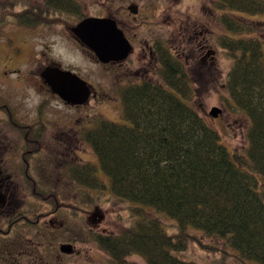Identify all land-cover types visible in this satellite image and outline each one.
Wrapping results in <instances>:
<instances>
[{"label":"trees","instance_id":"16d2710c","mask_svg":"<svg viewBox=\"0 0 264 264\" xmlns=\"http://www.w3.org/2000/svg\"><path fill=\"white\" fill-rule=\"evenodd\" d=\"M54 1L47 0L51 11L57 7L73 11L69 4L75 5L74 11L81 9L73 0H60L64 3L59 5ZM216 6L219 23L232 34L216 37L232 59L226 88L234 104L223 105L228 111H243L249 119L245 154L222 144L218 132L194 108L182 67L176 85L168 81L166 71L162 74L174 91L155 84L125 90L123 123L85 119L82 140L108 177L109 193L121 201L151 206L178 224L177 232L168 233L162 219L137 208L141 216L134 224L119 222L116 232L86 233L111 264H137L127 259L133 253L144 256V264H199L174 254L194 238L188 226L215 241L222 239L242 259L264 264V46L261 38L245 36L257 29L246 15L264 13V0H216ZM10 23L20 28L46 25V0H0V29ZM66 178L80 185L75 204L65 199L74 212H87L107 187L90 163L70 170ZM71 191L75 194L66 189V197L74 198ZM60 192L51 190L50 198H60Z\"/></svg>","mask_w":264,"mask_h":264},{"label":"flooded vegetation","instance_id":"af4514ba","mask_svg":"<svg viewBox=\"0 0 264 264\" xmlns=\"http://www.w3.org/2000/svg\"><path fill=\"white\" fill-rule=\"evenodd\" d=\"M117 1L108 0V10L85 16L81 9L74 11V4H69L73 11L62 10L59 7L51 11L46 0V25H38L35 28H41L43 31L57 29L55 34L65 37L63 38L65 41L74 44L82 57H90L92 62L100 68H112L116 92L113 99L122 105H124L123 92L128 88L155 84L174 91L175 88L172 85L178 83L180 67L188 78L191 89L193 85L191 71L194 68L197 70L204 68V72L210 70L214 64V57L210 55L213 51L208 35L211 30L207 23L200 20L199 25L191 29H194L192 35L184 38L182 42L179 39L181 40L184 34L178 33L172 36L171 42L169 40L163 43L155 38L138 51L136 47L138 42L135 40L137 32L131 31L129 23L135 24V21H139L140 7L139 5L138 8L133 7L134 5L127 2L128 0H122L115 7L114 3L116 4ZM60 2L56 0L53 4L64 3ZM73 2H78L80 5V0H73ZM90 16L114 19L131 45V50L124 59L102 63L74 35L72 27L83 18ZM68 19H72L71 25L67 23ZM143 22L146 25L155 24L156 21L149 20L146 16L142 22L139 21L140 24ZM9 39L16 42L15 51H19L20 47L23 52L17 39L12 37ZM189 47L190 49H187ZM50 51L51 48L47 45L46 55L30 54L21 65H18L13 61L21 52L8 56L4 54V47L1 44L0 264H87L81 260L82 254L78 251L80 243L85 238L81 233L83 230H87L88 233H98L89 226L84 227L81 210L77 209L74 212L73 208L65 205L67 203L64 198L60 197L59 200L54 196L50 198L51 190H62L60 195L61 193L65 195L66 189L75 190V194L72 193L74 198L69 202L75 204L79 199L77 192L80 185L70 178L62 181V170H65L63 173L67 177L70 170L79 171L83 164L94 165L92 160H85L83 163L78 161L82 160L77 151L81 150L83 140L81 134L79 138L77 131L81 133L87 126L84 123L78 128L75 126V132L70 135L65 134L67 139L63 140L59 134L64 133L65 129L61 128V131H58L63 124L53 122L47 117L51 99H55L66 108L80 110L83 106V103L69 104L62 100L42 77L46 66L61 68L60 62L48 57L47 54ZM183 54L182 60L180 56ZM69 71L82 79L78 72L72 69ZM164 71L168 75V81L172 82L171 86L162 75ZM18 86L24 88L22 97L12 90ZM90 91L89 99L98 97L95 87H92ZM223 106L225 110H228L225 105ZM121 119L123 120L122 116ZM55 129L60 133L51 134ZM63 154L71 158L74 156V159L71 160L69 157V160L54 161L58 157L62 158ZM94 166L97 171V166ZM76 221L80 223L75 225L80 227L72 229L74 227L72 223ZM85 240L88 241L86 238ZM88 242L95 243L92 240Z\"/></svg>","mask_w":264,"mask_h":264},{"label":"rangeland","instance_id":"374dc122","mask_svg":"<svg viewBox=\"0 0 264 264\" xmlns=\"http://www.w3.org/2000/svg\"><path fill=\"white\" fill-rule=\"evenodd\" d=\"M121 1L122 0H118L116 4L114 3V6H118V3ZM107 2L108 0H80L81 10L85 16L101 13L109 9ZM127 2H130L135 8H138L139 5L141 11L139 21L142 22V19L146 18V16L149 20L155 19L156 21L155 24L146 25L144 22L140 24L139 21H135V24L129 23L131 31L137 32L135 40L138 42L136 45L138 51L145 46L146 43H151L155 38L165 43L172 39L173 35L178 33L181 35L184 34V37L182 36V39H179V41L182 42L184 38L192 35L191 33L194 29H191L198 26L200 20L208 24L211 30L208 32V35L213 51L210 55L214 57V64H212L210 70L207 72H204V68L199 70L194 68L191 71L190 76L193 82L192 103L194 108L199 111L202 118L218 132L222 144L227 145L232 151L243 156L248 144L247 131L250 122L243 111L230 108L229 112L223 108L222 102H226V104L231 107L234 104L231 98H229L226 88L227 73L231 68L232 59L218 45L216 37L222 34L232 36V34L225 30L224 26L219 23L218 14L220 11L216 6V0H173L172 5L170 3H163L160 0H128ZM151 8L155 10L152 11ZM246 17L247 18L244 17L245 20L252 23L257 29L249 33L250 35L246 34L245 36H256L261 38L260 40L263 41L264 46V13L247 14ZM71 21L72 19L67 23L71 25ZM53 29L54 28L43 31L41 28L26 29L18 28L14 23L7 24L0 29V57L2 54L1 44L4 47V54L8 56L21 52L20 47L19 51H15L16 42L10 40L9 38L11 37L17 39L22 47L23 52H21L19 56H16L13 61V63H17L18 65H21L30 54L42 53L46 55L48 45L51 51L47 55L51 60L60 62L62 69L68 68V70L72 69L74 72H78L86 82L89 90L95 87L98 97H92L91 99L88 97L83 103V106L80 107V110L66 108V106L59 104L55 99H51L49 103L51 112L49 110L47 117L53 122L63 124L58 128V131H61V128L65 129L64 133H61V135L59 134V137L63 138V140L67 139V137L65 138V134L70 135L74 133L75 126L77 128L80 125L83 126V123L87 119H92L94 121L96 118L103 117L111 121L123 123L121 119L123 105L119 102L116 103V100L113 99L116 92L114 87L115 81H113L114 76L112 77L114 74L112 68H100L92 62L90 57H82L74 44L65 41L63 39L65 37L55 34L57 29ZM171 41L173 40L169 42ZM186 46L188 47L189 45ZM187 49H190V47ZM180 57L183 60L184 54ZM12 90L18 93L19 97L23 96V87L18 86ZM213 107L220 109L216 117L209 114ZM54 133L60 132H57L55 129L52 130L51 134ZM77 133L80 138L81 133L79 131H77ZM81 146V150H78L77 153L82 157V160L78 161H82V163L85 162V160L94 161L93 164L97 166V176L107 184L101 198L96 199V202L93 203L92 206H85L86 209H88L87 212L82 211V223L84 227L89 226L93 230L102 233L116 232L117 230H114V225L120 227L118 224L119 222L124 225L134 224L142 213H151L154 217L162 219V226L166 232L175 233L178 231V224L175 219L168 217L166 214L157 211L153 207L135 201H121L111 195L109 193V179L101 171L98 160H95L96 156L92 148L84 142ZM69 157L70 156L63 154L62 158L58 157L54 161H62L63 159L69 160L71 158ZM72 158L74 159V156ZM72 158L71 160H73ZM60 169L62 170V168ZM63 171L65 172V170H62L61 179L65 181L66 177ZM87 191L95 195V191L92 189L88 188ZM61 197L64 199L70 198L69 200L73 199L71 197H66L64 194ZM104 198H106V200H104ZM137 208L140 210L141 214L135 210ZM78 223L80 222H73L72 226L74 227L72 229L79 228V225H75ZM187 232L194 236V238H191L187 242L185 250L174 252V254L184 260L199 264H258L254 260L242 259L237 250L228 244H224L222 239L215 241L213 237H205L201 230L192 226L187 227ZM86 233H88V231L83 230L81 234L83 237H86ZM79 249L78 251L82 254L81 260L83 262L85 261L87 264L100 262L111 264L107 253L101 250L95 243L86 241L85 238L84 241L80 243ZM127 259L135 261L137 264L145 263L144 256L139 253H133L128 256Z\"/></svg>","mask_w":264,"mask_h":264},{"label":"water","instance_id":"95a60500","mask_svg":"<svg viewBox=\"0 0 264 264\" xmlns=\"http://www.w3.org/2000/svg\"><path fill=\"white\" fill-rule=\"evenodd\" d=\"M72 32L102 63L122 60L131 50L130 43L109 17H85L72 27ZM42 77L52 91L69 104H82L89 97L86 82L69 70L46 66ZM219 112V108L213 107L209 114L216 117Z\"/></svg>","mask_w":264,"mask_h":264}]
</instances>
